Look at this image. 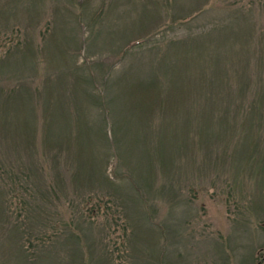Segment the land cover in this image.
<instances>
[{
  "label": "rangeland",
  "instance_id": "rangeland-1",
  "mask_svg": "<svg viewBox=\"0 0 264 264\" xmlns=\"http://www.w3.org/2000/svg\"><path fill=\"white\" fill-rule=\"evenodd\" d=\"M0 264H264V0H0Z\"/></svg>",
  "mask_w": 264,
  "mask_h": 264
}]
</instances>
